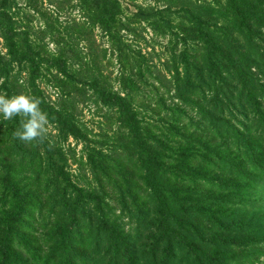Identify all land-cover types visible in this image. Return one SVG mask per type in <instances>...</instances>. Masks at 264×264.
<instances>
[{
  "label": "trees",
  "instance_id": "trees-1",
  "mask_svg": "<svg viewBox=\"0 0 264 264\" xmlns=\"http://www.w3.org/2000/svg\"><path fill=\"white\" fill-rule=\"evenodd\" d=\"M78 1L82 12L109 39L111 51L116 54L120 66L116 85L93 59L83 64L78 56L80 62L72 67L59 60L56 72L80 88L92 83L93 95L103 106L118 112L127 128L138 135L137 144L143 148L145 143L150 144L149 166L159 168L162 161L189 159L192 147L199 146L202 140L194 139L190 125L203 135L214 129L238 153L245 149L243 135L250 134L249 124L258 126L256 134L264 135V0H175L156 11L137 9L126 16L120 0ZM12 7L10 0H0V39L4 49H0V94L7 97L30 92L26 71L37 75L43 70L35 63L37 55L31 45L18 38L21 33L17 32ZM133 22L147 25L166 41L167 56L159 60V66L122 42L121 31L131 33ZM52 115L67 132L79 135L73 122L62 119L61 112ZM6 124L12 131L21 129V119L17 117L11 123H0V132ZM175 169L179 173L175 176L177 182L168 193L185 197V168ZM54 175L75 193L78 210L80 202L92 203L98 210L87 217V224L70 208L67 220L56 226L45 249L31 256L25 242L21 250L14 252L16 227L26 219L24 194L8 175L2 176L1 185L11 190L15 202L4 222L0 264L249 263L245 257H234L240 242L224 237L222 232L214 234L221 246L207 251L202 229L185 221L174 220L173 229V221L167 219L158 228L140 230L131 238L101 216L98 196L84 193L62 167H56ZM184 207L180 206L187 214ZM247 226L237 221L230 227L242 230ZM153 232L157 237L140 250L142 234ZM23 253L28 258H23Z\"/></svg>",
  "mask_w": 264,
  "mask_h": 264
},
{
  "label": "rangeland",
  "instance_id": "rangeland-1",
  "mask_svg": "<svg viewBox=\"0 0 264 264\" xmlns=\"http://www.w3.org/2000/svg\"><path fill=\"white\" fill-rule=\"evenodd\" d=\"M171 2L176 1L120 0L125 16L137 9L156 11ZM10 5L17 32L21 33L18 38L31 45L37 55L35 63L43 69L37 75L26 71L30 92L25 95L41 101L50 127L43 142L21 141L7 124L0 132V245L4 222L15 202L11 190L1 185L2 176L8 175L24 194L26 219L16 227L14 252L25 242L31 256L45 249L56 226L67 220L70 208L84 223H90L87 217L98 209L92 203L80 202L78 210L75 193L54 175L55 168L62 167L84 193L98 196L101 216L131 238L140 230L158 228L167 219L173 221V229L174 220L185 221L202 229L207 251L221 246L214 234L222 232L224 237L240 242L234 249L236 259L245 257L247 264H264V135L256 134L258 126L249 124L250 134L243 135L245 149L238 153L214 129L203 135L190 125L194 139L202 137L199 146L192 147L190 158L162 161L159 168L151 167L147 163L150 144L145 143V148L137 144L138 135L127 128L118 112L103 106L93 95L92 83L80 88L56 72L59 60L72 67L80 62L78 56L83 64L93 59L116 85L120 70L116 54L109 39L82 12L79 1L10 0ZM133 23L131 33L121 31L122 42L159 66V60L167 56L166 41L147 25ZM0 49L4 50L2 39ZM53 112H61L62 119L73 122L79 135L62 128ZM16 117L5 120L0 114V123H11ZM175 167L185 168V197L168 193L179 175ZM181 205L188 209L187 214ZM237 221L248 226L242 230L230 227ZM157 235L143 233L140 250L150 246Z\"/></svg>",
  "mask_w": 264,
  "mask_h": 264
},
{
  "label": "clouds",
  "instance_id": "clouds-1",
  "mask_svg": "<svg viewBox=\"0 0 264 264\" xmlns=\"http://www.w3.org/2000/svg\"><path fill=\"white\" fill-rule=\"evenodd\" d=\"M41 101L25 94L7 97L0 94V114L5 120L21 117V129L14 133V137L24 142H43L49 131L47 114L40 108Z\"/></svg>",
  "mask_w": 264,
  "mask_h": 264
}]
</instances>
